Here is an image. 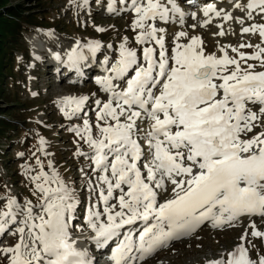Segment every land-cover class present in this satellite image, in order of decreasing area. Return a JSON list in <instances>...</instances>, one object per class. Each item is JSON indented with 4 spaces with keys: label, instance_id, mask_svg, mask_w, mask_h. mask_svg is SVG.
I'll use <instances>...</instances> for the list:
<instances>
[{
    "label": "snow or ice",
    "instance_id": "snow-or-ice-1",
    "mask_svg": "<svg viewBox=\"0 0 264 264\" xmlns=\"http://www.w3.org/2000/svg\"><path fill=\"white\" fill-rule=\"evenodd\" d=\"M131 3L136 13V43L154 42L159 51L153 46L143 47L141 63L125 39L119 59L106 68L112 75L97 80L110 94L106 102H96L98 134L93 135L87 119L83 128L74 129L92 150L89 159L98 173V200L103 204L102 211L99 204L88 208L86 224L93 233L90 239L100 247L119 237L126 226L138 221L145 225L138 241L131 231L124 233L113 251L115 264H137L170 241L194 232L204 220L220 227L241 216L264 218V71H255V65L247 63L248 59L259 60L264 68V47L241 45L258 49L251 56L233 48L239 59L229 57L221 48L223 56L217 58L205 55L199 37L179 43L187 36L181 31L169 55L160 35L165 30L155 22H168L170 12L178 13L183 22L184 13L175 0ZM236 7L247 10L249 19L254 11L264 15V0H248ZM203 11L206 17L212 12L221 15L211 4ZM231 18L230 13L224 14V19ZM242 32H258L264 40V24H252ZM84 47L94 53L100 45L90 42L82 46L77 42L68 54L72 67L86 59ZM126 77V87L117 90L113 81ZM87 99L64 98V116H78ZM249 105H258L259 111ZM138 121H147V129ZM257 128L262 130L255 132ZM44 143L41 139L40 151ZM36 164L39 171L31 180L33 195L38 194L37 204L27 201L21 207L9 198L7 210L0 211V232L9 220L16 222L18 215L23 217L17 229L19 242L3 250L11 253L10 264H92L87 249L77 247L72 238L70 221L77 205L74 190L54 169L51 174L46 172L39 158ZM48 167L52 168L51 162ZM169 183L171 197L159 200L158 190L166 192ZM252 228V236L264 237L255 224ZM211 264L255 262L241 244L229 253L227 261ZM259 264H264V257Z\"/></svg>",
    "mask_w": 264,
    "mask_h": 264
},
{
    "label": "rangeland",
    "instance_id": "rangeland-1",
    "mask_svg": "<svg viewBox=\"0 0 264 264\" xmlns=\"http://www.w3.org/2000/svg\"><path fill=\"white\" fill-rule=\"evenodd\" d=\"M105 1L7 0L9 5L23 3L25 9L27 7L29 10L28 12H32L38 17L35 22H40L42 27L29 26L26 29L24 23L26 15L22 14L17 18V20H20L18 23L20 28L18 27V29L14 30L13 40L7 43L10 48L7 51L10 53L8 55L10 65L1 71V75L4 78L1 77L2 81L0 82V89H2L0 90V128H2L1 124L3 121H8L9 126L15 125V127L11 131H9V128L4 127L2 130L3 135H0V147H4V150L0 149V211L7 210L6 204L9 198H14L21 207L27 201H31L33 205L37 204L38 194L33 195L35 186L31 180V176L39 171V166L36 164V160L39 158L46 172L51 174V171L54 169L65 184L74 190L73 194L77 200V204H81L84 201L79 213H76L70 221L72 234L77 228L83 232L76 234L78 241L82 244L84 243L83 245L89 243V241L86 242L87 237L93 234L84 233V229L90 230L87 224L82 223L87 220L88 208L91 205L99 204V208L102 211L103 204L98 200V173H93L94 164L89 159V156L93 154L92 150L76 134L74 129L77 127L83 128V122L87 119L92 126L93 135H97L96 124L98 121L96 113L98 105L96 102H106L109 97L100 91L99 85L89 76H87L86 81L83 83L69 81L64 77V74L61 77L62 79H59L60 77L58 78L54 67L52 68L51 66V70L55 77L51 71H48V66L50 65L42 64L43 61L40 63L42 66L46 65L44 71V68L39 63L41 56L37 54L35 42L43 43L42 46L45 48V53H47L44 56L45 59H48L47 56H49V59L55 62L62 60L63 64H65V61L68 62V54L71 49L77 47V42L82 46L90 42H98L100 47L97 51L101 53L102 50H105L98 55L99 59L107 60L110 64L115 63L116 58L119 57L118 48L125 42V39L128 48L136 50L138 47H141L139 51L141 63H143V47L153 46L157 48V52L159 51V47L154 42L148 45H141L137 44L136 40L134 41L138 30L133 29L136 13L132 7H130V12L129 9L124 7L116 13L108 14L106 11L108 8L106 6L103 7ZM112 1H117L118 4L122 1L123 5L126 1L130 2L131 0ZM209 1V4L216 5L215 8L221 11V15L209 21V24L205 23L203 17L193 20L196 23L192 21V25L187 22H183L178 26L173 25L174 23H166L159 20L155 22L158 28L165 30L160 35L164 37L165 49L169 55L171 54L172 47L177 42L175 40L176 33L181 31L186 32L187 36L181 37L178 41L179 43H188L194 35L195 37H199L203 42L202 47L205 55H215L217 58L223 56L220 48H224L229 57L239 59L238 52H233V48L239 49V52L245 53L246 56H251L258 49L256 47H241V45L251 44L253 46L260 45L264 47V40H262L258 32H242L244 27H250L252 24H264V15L258 14V11H254L252 18L249 19L247 10H243L235 13L231 12L232 18L224 19L222 17L227 12L222 13V7L224 8L227 3L225 4L223 0L216 2ZM107 2L110 1L107 0ZM247 2L248 0H238L237 3L244 5ZM236 5L235 3L230 8V11L234 8L241 10ZM123 11L126 17L123 15ZM1 12L5 13L7 11L3 9ZM30 20H32V16ZM241 20L243 23L238 22ZM193 25L196 26L193 27ZM221 31L225 33L223 36L218 34ZM51 39L57 42L56 47L58 48L55 49L50 46L49 43H52ZM83 51L89 50L87 47H84ZM57 56H59V59L56 58ZM93 58L96 59L95 56ZM240 62L242 66H246L243 60ZM247 63L255 65V71H264V68L260 66L259 60L248 59ZM127 78L129 77H126L124 81L122 79L121 83L118 80H114L113 83L115 85L120 83L118 89H123L126 87ZM52 83H54V88L57 90H60L58 88L60 84H68L77 87L81 86L85 89V92L71 90L53 93L56 90L52 92ZM66 97L90 98L89 104L86 103L88 105L83 109L81 116L71 119L64 116L61 101ZM6 100L10 101L6 102ZM249 107L253 111H259L258 105H249ZM19 122H22V124H19ZM99 123L102 124L103 121ZM137 123L141 124V127L145 129L148 127L147 121H138ZM261 130L257 128L254 131L259 132ZM41 139L45 141L42 151L39 150L41 148ZM78 151L88 155H78ZM49 162L52 164L51 169L48 167ZM91 187H97V191L94 193ZM171 189L172 185L169 183L166 192L158 190V199L162 201L171 197ZM112 203H115V201H112ZM76 210L78 211L77 208ZM22 218V216L18 215L16 222H13L15 229L13 227L12 231H7L13 233L12 237L8 240L7 237H3L0 240V264H3L4 258L11 256V253L6 254L3 250L14 247L19 242L17 229L22 226L19 223ZM258 221L260 222L259 224ZM249 222L250 220L245 219L242 222H232L222 227L211 225L207 226L208 228H201L186 238L167 244V246H164V248L141 264H207L208 261L213 262L221 259L227 261L229 253L235 251L238 245L243 244L241 237L245 233H247L245 242L247 253L248 255L250 254V259L255 264H259L260 258L264 257V237L252 236L253 228L249 227ZM255 222L257 223L255 225L256 230L264 232V218L255 219ZM8 223L12 222L9 220ZM8 223L5 224L6 227H8ZM80 223L81 225H79ZM233 225L235 226L233 227ZM2 233H0V236Z\"/></svg>",
    "mask_w": 264,
    "mask_h": 264
},
{
    "label": "bare ground",
    "instance_id": "bare-ground-1",
    "mask_svg": "<svg viewBox=\"0 0 264 264\" xmlns=\"http://www.w3.org/2000/svg\"><path fill=\"white\" fill-rule=\"evenodd\" d=\"M228 2H229V7L230 8H232L234 5H235V3H233L232 2V0H228ZM199 5H203V9L204 8H206V4L204 3V2H199V3H197V4H189L188 6L190 7L189 8V10L186 12V14H188L190 17H192V14L194 13H197V11H199V9H200V7L201 6H199ZM216 6V5H215ZM228 8H225V9H223V10H227ZM238 10L239 9H236V8H234V9H232L231 10V12H233V13H235V12H238ZM229 11H230V9H229ZM228 13V12H227ZM196 15H198V14H196ZM132 16H134V15H132ZM201 18V17H200ZM199 18V19H200ZM163 22V21H162ZM192 22V21H191ZM194 22V21H193ZM194 23H196V22H194ZM209 24V23H208ZM173 25H175V24H173ZM183 25H186V24H183ZM188 25V24H187ZM191 25V24H190ZM190 25H188L189 27H190ZM198 25V24H197ZM201 25V24H200ZM196 26V25H195ZM199 26V25H198ZM175 27V26H174ZM186 28V27H185ZM191 28H192V26H191ZM197 31V30H196ZM178 32V31H177ZM198 33V32H197ZM177 34V33H176ZM195 34V33H194ZM192 36V35H191ZM194 36V35H193ZM200 36V35H199ZM205 45V44H204ZM208 46V45H207ZM221 49V48H220ZM94 54L95 53H93L92 52V55H91V53H89L88 52V54H86L85 55V57H86V59L85 60H83V61H81L80 63H79V66L77 67V71H74V70H72L71 69V67L68 65V64H70L69 63V61L68 62H64L65 64H63L62 63V60L61 61H57V62H54V61H52L51 59H49V56H47V58L48 59H44V62L42 63V64H49L50 66H48V71H52L51 70V66H52V68L54 67V71H56L57 72V75H58V78L59 79H62L61 77L63 76V74H64V77H65V74H68V75H66V76H69V74H72L73 76H78V77H84V79H86V77H87V75H88V72L96 65V63L95 62H93L92 60H90V58L92 57L93 58V56H94ZM57 60V59H56ZM96 60V59H95ZM66 63H68V64H66ZM50 69V70H49ZM118 81H120V83H121V80H118ZM120 83H117V86L120 84ZM52 85V88H51V90H52V92L54 91V90H56V91H54L53 93H58V92H67V91H71V90H77V92H85V89H83L81 86L79 87H77V86H75V85H68V84H60V86L58 87V88H60V90L58 89H56V88H54V83H52L51 84ZM88 88V87H87ZM90 100V98H88L87 99V101H86V103H88V101ZM85 103V104H86ZM89 104V103H88ZM88 104H86V105H88ZM85 105V106H86ZM159 197V196H158ZM5 229H7V227H6V225H5V227H4V230ZM4 230L2 231V232H4ZM251 231V230H250ZM90 231H87V233L86 234H88ZM81 237H83V236H81ZM89 237H91V236H89ZM89 237H87L89 240H90V238ZM87 238H85V239H87ZM245 242H246V240L244 241V244H243V246L245 247ZM78 243V242H77ZM84 244V243H83ZM194 247V246H193ZM106 248V247H105ZM197 248V247H196ZM191 249V248H190ZM195 253V252H194ZM194 253H192V254H194ZM96 254V253H95ZM199 254V253H198ZM201 254V253H200ZM90 255H94V253L93 254H90ZM191 255V254H190ZM192 257V256H191ZM200 258H202V257H200ZM193 259H194V257H193ZM197 259H199V258H197ZM205 259H206V257H205ZM175 260V259H174ZM197 261V260H196ZM191 262V261H190ZM189 264V263H188Z\"/></svg>",
    "mask_w": 264,
    "mask_h": 264
},
{
    "label": "trees",
    "instance_id": "trees-1",
    "mask_svg": "<svg viewBox=\"0 0 264 264\" xmlns=\"http://www.w3.org/2000/svg\"><path fill=\"white\" fill-rule=\"evenodd\" d=\"M4 2L5 0H0V77L2 74V69H4L5 67H9L10 65V60L6 59V61H2V58L4 54H10L9 52H7L10 50L7 43H9L10 40H13L14 30L18 29V27L20 28V26L18 25L20 20H17V18L20 17L22 14L26 15V12L29 11L27 7L25 9L24 4H18L17 6L7 8L4 6ZM3 8L7 10V13L5 15H1V10ZM31 16L32 20H30ZM37 18L38 17L36 15H34L32 12H29L28 15H26V19L24 20V23L26 25L25 28L27 29L28 25H34V23L36 24L35 20H37ZM8 101L10 100H7L6 102ZM4 123L7 124L6 128H10V130H13L15 127V125L9 126L8 122ZM20 124H22V122H20ZM1 132L2 131H0V134H2Z\"/></svg>",
    "mask_w": 264,
    "mask_h": 264
}]
</instances>
